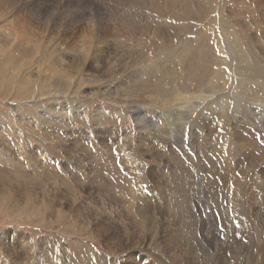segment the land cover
Wrapping results in <instances>:
<instances>
[{
	"label": "rangeland",
	"instance_id": "rangeland-1",
	"mask_svg": "<svg viewBox=\"0 0 264 264\" xmlns=\"http://www.w3.org/2000/svg\"><path fill=\"white\" fill-rule=\"evenodd\" d=\"M132 1L0 0V264H264V106L237 91L252 73L235 70L227 32L248 34L264 77V0H212L191 23ZM146 20L160 29L138 30ZM93 21L95 59H82ZM156 37L178 54L149 56ZM36 74L50 88L22 79Z\"/></svg>",
	"mask_w": 264,
	"mask_h": 264
},
{
	"label": "bare ground",
	"instance_id": "bare-ground-1",
	"mask_svg": "<svg viewBox=\"0 0 264 264\" xmlns=\"http://www.w3.org/2000/svg\"><path fill=\"white\" fill-rule=\"evenodd\" d=\"M46 1V0H45ZM79 1V0H78ZM83 1V0H82ZM147 1L148 0H133L132 2H134V4L135 3H137V4H146L147 5ZM229 1V0H228ZM254 1V0H253ZM42 2V1H41ZM87 2V1H86ZM89 2V1H88ZM120 2V1H119ZM121 2H122V0H121ZM131 2V1H130ZM149 3H151V5H149L150 7H147L148 9H150L151 7H160V8H162V7H165V9L167 10L166 12L168 13V15L170 16V17H175L176 18V15H175V13H176V11H178L179 13V15H181L182 14V17L183 18H181V17H179V20L181 21V19L182 20H184V19H187L188 21L190 20V21H192V22H196L197 20H195L196 18H197V16L199 15H203V17H205L206 15V13L208 12V10L210 9V7H214V5L212 4V0H151V1H148ZM222 2L224 3V5H225V2H227V0H222ZM28 3V2H27ZM55 3V2H54ZM80 4L81 3H84V2H79ZM125 3V2H124ZM56 4V3H55ZM70 4V3H69ZM68 4V5H69ZM63 5V4H62ZM90 5V4H89ZM88 5V8L91 6H89ZM94 5H96L95 3H94ZM132 5V4H131ZM239 5V4H238ZM67 6V4L65 5V7ZM81 6H83V5H81ZM136 6V5H135ZM260 6V5H259ZM103 7V6H102ZM255 7V6H254ZM26 8V7H25ZM75 8V7H74ZM120 8V7H119ZM124 8V7H123ZM122 8V9H123ZM128 9L130 8V12H133L134 13V17H133V14L131 15L132 16V18H133V20H132V22L130 21V23H132V24H134L135 22H134V20H136V18L139 16V18H140V16H142V19H143V15H145L144 14V12H145V9L143 8V7H127ZM146 8V9H147ZM43 9V8H42ZM92 9V8H91ZM95 9V8H94ZM97 9V8H96ZM147 9V10H148ZM158 9V8H157ZM75 9H73V11H74ZM99 10V9H98ZM156 10V9H155ZM159 10V9H158ZM58 11V10H57ZM101 11H104V10H102L101 9ZM216 11V10H215ZM90 12V11H89ZM31 13L33 14V12L31 11ZM87 13V12H86ZM86 13H85V15H86ZM97 13V12H96ZM103 13V12H102ZM120 13V12H119ZM122 13V12H121ZM125 13V12H124ZM148 13H150L149 11H148ZM165 13V12H164ZM166 13V14H167ZM209 13V12H208ZM207 13V14H208ZM87 14H89V13H87ZM94 13H92V15H93ZM128 14V13H127ZM154 13H152V14H148V15H152V16H154L153 15ZM19 15V14H18ZM28 15V14H27ZM89 15H91V13L89 14ZM135 15H138V16H136V18H135ZM156 15V14H155ZM259 15V14H258ZM102 16V15H101ZM106 16V15H105ZM112 16V15H111ZM121 16H122V14H121ZM130 16V17H131ZM149 16V17H150ZM160 16V15H159ZM54 17V16H53ZM91 17V16H90ZM93 17V16H92ZM95 17V16H94ZM104 17V16H103ZM114 17V16H113ZM129 17V16H128ZM145 17H146V15H145ZM148 17V16H147ZM207 17V16H206ZM17 18V17H16ZM15 18V19H16ZM105 18V17H104ZM138 18V19H139ZM152 18V17H151ZM155 18H158V13H157V16L155 17ZM174 18V19H175ZM258 16H253V19H254V24H255V26H257L258 27V29L261 27V25H260V23L258 22ZM32 19V18H31ZM40 19V18H39ZM107 19V18H106ZM117 19H118V17H117ZM130 19V18H129ZM153 19H154V17H153ZM178 19V18H177ZM16 20H18V18L16 19ZM24 20V19H23ZM22 20V21H23ZM104 20V19H103ZM119 20V19H118ZM139 20H141V19H139ZM144 20V19H143ZM143 20H141V21H143ZM148 20H150L149 18H148ZM148 20H146V26L144 25V24H142V22H141V24L142 25H144V27H141L140 29H138V30H140L141 32H143V33H147V35H148V33H150L152 30L154 31V29H155V31L156 30H158V28L159 27H161V26H159L158 28L156 27V25L154 26V24H155V21H154V24L152 25L151 23H150V21H148ZM163 20V19H162ZM220 20V19H219ZM33 21V20H32ZM106 21V20H105ZM121 21V20H120ZM152 21V20H151ZM175 21V20H174ZM189 21V22H190ZM213 21V20H212ZM16 22V21H15ZM21 22V21H20ZM113 22H114V19H113ZM138 22V21H137ZM140 22V21H139ZM153 22V21H152ZM164 22V21H163ZM17 23V22H16ZM19 23V22H18ZM18 23H17V25H18ZM36 23V22H35ZM41 23H42V21H41ZM40 23V24H41ZM44 23H46L47 25H46V30L48 31V29H50V30H52L51 32L53 33V32H55V33H57L56 31L58 30V33L59 34H62L61 33V31L62 30H59V28L58 27H54L53 25H52V20H50V18H48V19H46L45 20V22ZM88 23H90V22H88ZM97 23V22H96ZM128 23V22H127ZM127 23H125V25H123V26H126L127 25ZM144 23V22H143ZM162 23V22H161ZM161 23H159V24H161ZM166 23V22H165ZM165 23H164V26H165ZM191 23V22H190ZM28 24H29V22H28ZM30 24H32V23H30ZM37 24V23H36ZM91 24V30H89V33H90V35H91V39L89 40V41H86L87 43H85V44H83V45H81L80 47H79V49L76 51V52H78L80 55H81V58L82 59H93L94 57V50L93 49H95V48H92L93 46H92V39H93V37L95 36H99V33H100V29H99V27L97 28V24H95L94 23V21L92 22V23H90ZM139 24V23H138ZM37 25H39V24H37ZM54 25H55V23H54ZM57 25V24H56ZM75 25V24H74ZM236 25V24H235ZM30 26V25H29ZM32 26V25H31ZM30 26V27H31ZM119 26H121V25H119ZM132 26H134V25H132ZM137 26V25H136ZM228 26H229V24H228ZM11 27V26H10ZM25 27V26H24ZM23 27V30L25 29ZM26 27H28V26H26ZM30 27H29V29H30ZM35 27V26H34ZM50 27H52V28H50ZM75 27H76V25H75ZM78 27V26H77ZM76 27V28H77ZM86 27V26H85ZM84 27V28H85ZM170 27V26H169ZM186 27V26H185ZM227 27V26H226ZM14 28V27H13ZM12 28V29H13ZM22 28V27H21ZM58 28V29H57ZM137 28V27H136ZM153 28V29H152ZM192 28V27H191ZM189 29V30H192V29H194V28H192V29ZM18 29H20V27L18 28ZM27 29V28H26ZM33 29V28H32ZM67 29V28H66ZM79 29V28H78ZM113 28H111V30H112ZM122 29V28H121ZM160 29V28H159ZM170 29V28H169ZM257 29V30H258ZM8 30V29H7ZM14 30V29H13ZM12 30V31H13ZM163 30V28L161 29V31ZM173 29H171V31H172ZM17 31V30H16ZM64 31V30H63ZM107 30H104L103 32H106ZM165 31V30H164ZM167 31V30H166ZM165 31V32H166ZM169 31V30H168ZM3 32V31H2ZM27 32V31H26ZM127 32V31H126ZM227 32H229L230 34H232L233 35V41H231V47L233 48V50L235 51V55H237V57H239L240 59H238V62H241L244 66H239L238 64L234 67L235 68V70L237 71V72H243V71H247V72H249V73H252L251 75H249V74H246V75H240V73H238V77L236 78V79H234L233 81H234V84H235V86H236V88H237V91H242L243 90V86H244V83H246L247 84V86L250 88V90L251 91H253V92H255L256 94V98H260V99H257V103L259 104V105H261V106H264V77H260V76H258V75H255V74H253V73H257L259 70H261L262 69V66H261V68L259 69V66L258 67H256L257 68V70L255 69V67H252V61L253 60H255V59H253L254 58V56H250L249 55V46L246 44L247 43V39H248V37H247V33H242L241 32V34H239L237 31H235L233 28H229V31H227ZM8 33V32H7ZM6 32H5V34H6V37L8 38V37H11V35H9V34H7ZM22 33H24V32H22ZM67 33H69V32H67ZM75 34V32H74V30H71V34ZM152 33V32H151ZM154 33H157V32H154ZM162 33V32H161ZM170 33V32H169ZM24 34H26V33H24ZM47 34V33H46ZM48 34H49V32H48ZM72 34V35H73ZM159 34V33H158ZM166 34V33H165ZM14 35V34H13ZM27 35V34H26ZM62 35H65V33H63ZM61 35V36H62ZM151 35V34H150ZM150 35H149V37H150ZM155 35V34H154ZM162 35V34H161ZM161 35H160V37H161ZM167 35V34H166ZM169 36H171L170 34H168ZM188 35V34H187ZM5 36V35H4ZM29 36V35H28ZM53 36V35H52ZM115 36V35H114ZM145 36H146V34H145ZM159 36V35H158ZM186 36V35H185ZM250 36V35H249ZM55 37V36H54ZM59 37V36H58ZM118 37H120V36H118ZM124 37H125V35H124ZM153 37V36H152ZM163 37H165V35L163 36ZM168 37V36H167ZM251 37V36H250ZM47 38V37H46ZM61 38V37H60ZM140 38V37H139ZM146 38V37H145ZM158 40H155V41H153V42H151L150 44H148L147 46H149V51H151L148 55L150 56L151 55V53L152 52H154V51H157V53H161V56H162V54H164L163 52H165V54H167V56H168V59L170 58V57H173L174 55V53L175 52H177V49L176 48H174V47H170L169 45H167V44H169L170 42H167V40L166 39H163V38H159V37H156ZM170 38V37H169ZM168 38V39H169ZM10 39V38H9ZM54 39V38H53ZM96 39V38H95ZM147 39V38H146ZM251 39V38H250ZM98 40V39H97ZM111 40V39H110ZM119 41H120V39H118ZM117 40V41H118ZM124 40H126L125 38H124ZM135 41H136V39H134ZM147 40H149V38L147 39ZM7 41H8V39H7ZM6 41V42H7ZM96 41V40H95ZM100 42L102 41V40H99ZM109 41V40H108ZM141 41V40H140ZM139 41V42H140ZM98 42V41H97ZM113 42V41H112ZM144 42V41H143ZM146 42V41H145ZM22 43V42H21ZM28 43V42H27ZM105 43H106V41H105ZM108 43V42H107ZM106 43V44H107ZM109 43H110V41H109ZM117 43H119V42H117ZM9 44H10V42H9ZM11 44H13V46H9L10 48H16V49H18V50H20V48H19V45H17V44H19V43H17V40H16V38L14 37H12V41H11ZM25 44V46L27 47V48H29L27 45H26V43H24ZM99 44V43H98ZM97 44V45H98ZM121 44V43H120ZM124 44H126V43H124ZM140 44V43H139ZM146 44V43H145ZM177 44V43H176ZM4 45H6V44H4ZM96 45V46H97ZM116 45H118V44H116ZM7 46H8V44H7ZM63 46V45H62ZM131 46V45H130ZM21 47V46H20ZM71 47V46H70ZM78 47V46H77ZM97 47H99V46H97ZM96 47V48H97ZM101 47V46H100ZM105 47V46H104ZM113 47V46H112ZM119 47V46H118ZM117 47V48H118ZM13 48V49H14ZM33 48L35 49V51L34 52H36V50L37 49H39L38 48V45L36 46V45H33ZM66 48V47H65ZM106 48V47H105ZM147 48V47H146ZM3 49H5V48H3ZM9 49V48H8ZM97 49H99V48H97ZM112 49V48H111ZM127 49V48H126ZM1 50V49H0ZM24 50H26V49H24ZM28 50H30V49H28ZM32 50V49H31ZM68 50V49H67ZM104 51H106V49H103ZM120 50V49H119ZM127 50H129V49H127ZM135 50V49H134ZM148 50V49H147ZM2 51V50H1ZM0 51V52H1ZM5 51V50H4ZM7 51V50H6ZM41 51V50H40ZM100 51H101V48H100ZM99 51V52H100ZM111 51H113V50H111ZM124 51V50H123ZM136 51V50H135ZM264 51V50H263ZM18 52V51H17ZM24 52V51H23ZM29 52V51H28ZM60 52V51H59ZM72 52V51H71ZM98 52V51H97ZM96 52V53H97ZM102 52V51H101ZM120 52V51H119ZM118 52V53H119ZM132 52V50L130 51V53ZM139 52V51H138ZM171 52H172V54H171ZM224 51L222 50V53H223ZM16 53V52H15ZM33 53V52H32ZM40 53V52H39ZM96 53H95V56H96ZM104 53V52H103ZM112 53V52H111ZM256 53V52H255ZM2 54V53H1ZM24 54V53H23ZM27 54V53H26ZM101 53H99L98 55H100ZM114 54V53H113ZM177 54H178V52H177ZM6 55V54H5ZM31 55V54H30ZM41 55V54H40ZM67 55V54H66ZM75 55V54H74ZM116 55V54H115ZM137 55V54H136ZM2 56V55H1ZM9 56V55H8ZM15 56V55H14ZM77 56V55H76ZM75 56V57H76ZM102 56V55H101ZM118 56H121V55H118ZM127 56V55H126ZM161 56H157L158 58H160ZM6 57V56H5ZM11 58H12V56H10ZM98 57V56H97ZM257 57V56H256ZM10 58V59H11ZM17 58V57H16ZM19 58V57H18ZM79 58V57H78ZM106 58V57H105ZM113 58V57H112ZM119 58V57H118ZM261 58V57H260ZM259 58V59H260ZM20 59V58H19ZM76 59V58H75ZM95 59V58H94ZM97 59V58H96ZM107 59V58H106ZM115 59H117V58H115ZM120 59V58H119ZM118 59V60H119ZM256 59H258V58H256ZM262 59V58H261ZM5 60L6 61H8L9 60V58H4V62H5ZM16 60V59H15ZM79 61H80V59H78ZM117 60V61H118ZM1 61H2V59H1ZM85 61V60H84ZM109 61V60H108ZM132 61V60H131ZM148 61V60H147ZM151 61V60H150ZM18 62V61H17ZM62 62V61H61ZM87 62V61H86ZM95 62V61H94ZM98 62V61H97ZM138 62V61H137ZM146 62V61H145ZM149 62V61H148ZM48 63V62H47ZM82 63V62H81ZM88 63V62H87ZM132 63V62H131ZM136 63V62H135ZM169 63H170V61L169 60H166V61H161V63H160V65H161V72H165V73H167V75L168 76H172L173 74H174V72H173V70L172 69H166V70H163V69H165V67L166 68H168V66H169ZM240 63V64H241ZM262 63V62H261ZM21 64V63H20ZM80 64V63H79ZM110 64V63H109ZM117 64H119L118 62H117ZM126 64V63H125ZM134 64V63H133ZM141 64V63H140ZM146 64H147V62H146ZM8 65V64H7ZM98 65V64H97ZM120 65V64H119ZM136 65V64H135ZM138 65V64H137ZM148 65V64H147ZM152 65H153V63H152ZM257 65V64H256ZM259 65V64H258ZM263 65V64H262ZM12 66V65H11ZM149 66V65H148ZM155 66V65H154ZM5 67V66H4ZM8 67V66H7ZM59 67V66H58ZM83 67H86V66H83ZM113 67V69L115 68V69H118L117 68V65H116V63H114V65L112 66ZM111 67V68H112ZM122 67V66H121ZM132 67H134V66H132ZM156 67V66H155ZM2 68V67H1ZM75 68V67H74ZM73 68V69H74ZM144 68V67H143ZM255 70H254V69ZM11 69H13L12 67H11ZM98 69V68H97ZM128 69H130V68H128ZM151 68H149L148 70H150ZM3 70V69H2ZM136 70V69H135ZM142 70V69H141ZM140 70V71H141ZM144 70V69H143ZM142 70V71H143ZM155 70V69H154ZM234 70V71H235ZM5 71V70H4ZM30 71V70H29ZM36 71V70H35ZM56 71V70H55ZM58 71V70H57ZM110 72L111 71H115V70H109ZM180 71V70H179ZM235 71V72H236ZM41 72V71H40ZM106 72V71H105ZM124 72V71H123ZM134 72V71H133ZM144 72L146 73V71L144 70ZM159 72V71H158ZM157 72V73H158ZM237 72H236V74H237ZM261 72V71H260ZM23 73V72H22ZM37 73H39V72H37ZM143 72H141V74H142ZM29 74V73H28ZM27 74V75H28ZM126 74H127V72H126ZM135 74V73H134ZM14 75H19V73H18V71H15V74ZM23 75V74H22ZM37 75V74H36ZM39 75V74H38ZM38 75H37V79L36 80H38L39 78H38ZM46 75V74H45ZM45 75H43V76H45ZM48 75V74H47ZM51 75V74H50ZM52 75H53V73H52ZM52 75H51V77H52ZM55 75V74H54ZM128 75V74H127ZM126 75V76H127ZM42 76V77H43ZM56 76V75H55ZM55 76H53L54 78H55ZM174 76V75H173ZM236 76V75H235ZM52 77V78H53ZM113 77V76H112ZM140 77V76H139ZM33 78V77H32ZM32 78H30V76H25L24 78H22V79H24V81H27V82H29V83H35V84H40L41 86H43V88L44 87H49L50 86V84H51V80H50V78L48 79L47 78V76H46V78L44 79V77L43 78H41L40 77V79L38 80V81H36V80H34V79H32ZM51 78V79H52ZM57 78V77H56ZM93 78V77H92ZM92 78L90 77V79H89V76H88V79L89 80H92ZM132 78V77H131ZM149 78V77H148ZM60 79V83H59V86H64V85H67L66 84V80L63 78V77H60L59 78ZM126 79V78H125ZM130 79V78H129ZM120 80V79H119ZM131 80V79H130ZM130 80H128L127 79V81H130ZM134 79H132V81H133ZM58 81V80H57ZM124 81V80H123ZM54 82H56V81H54ZM126 82V81H125ZM131 82V81H130ZM136 82H138L137 80H136ZM57 83V82H56ZM68 84H70V85H72L73 84V80H71L70 79V81L69 82H67ZM118 83V82H117ZM133 83V82H132ZM11 84H13V83H11ZM163 84V83H162ZM53 85V84H52ZM125 85V87H126V84H124ZM123 85V86H124ZM132 85V84H131ZM135 85V84H134ZM227 85V84H226ZM29 86V85H28ZM36 86V85H35ZM58 86V85H57ZM112 86V85H111ZM121 86V85H120ZM133 86V85H132ZM158 86V85H157ZM246 86V87H247ZM77 87V86H76ZM50 88V87H49ZM61 88V87H60ZM81 88V87H80ZM91 88V87H90ZM108 88V87H107ZM123 88V87H122ZM127 89H128V87H126ZM133 88H135V87H133ZM138 88V87H137ZM130 89V88H129ZM132 89V88H131ZM139 89V88H138ZM1 90V89H0ZM14 90V89H13ZM109 91V90H108ZM122 91H124L123 89H122ZM132 91V90H131ZM130 91V92H131ZM1 92H2V90H1ZM15 92V91H14ZM44 92V91H43ZM101 92V91H100ZM133 92V91H132ZM259 92H260V95L257 97V95L259 94ZM17 93V92H16ZM14 94V93H13ZM106 94V93H105ZM118 94H119V91H118ZM254 94V93H253ZM2 95H4V94H2ZM1 95V96H2ZM48 95V94H47ZM98 94L97 93H94L92 96L93 97H95V96H97ZM120 95H122V93L120 92ZM240 95H243V94H240ZM119 96V95H118ZM123 96H125V94H123ZM206 97V96H205ZM245 97V96H244ZM243 97V98H244ZM251 97V96H250ZM3 98V97H2ZM1 98V99H2ZM30 98V97H29ZM36 98V97H35ZM42 98V97H41ZM118 98H122L121 96H119ZM124 98V97H123ZM134 98V97H133ZM207 98V97H206ZM31 99H33L32 97H31ZM38 99V98H37ZM169 99V98H168ZM239 98L237 97L236 98V103L238 104V102H237V100H238ZM251 99V98H250ZM29 100V99H28ZM43 100V99H42ZM112 101V100H111ZM116 102L118 101V99L117 100H115ZM120 101V100H119ZM121 102L122 103H120L121 105H123V106H126L125 104L126 103H124L123 101H122V99H121ZM235 103V102H234ZM253 103V102H252ZM116 104H118V103H116ZM149 104H151V103H149ZM226 104L227 103H224L223 101L221 102V103H218L217 105V108L218 109H220V110H226L225 109V107H227L226 106ZM229 104V103H228ZM255 104V103H254ZM178 105V104H177ZM229 106V105H228ZM240 107H241V105H239ZM238 106V107H239ZM237 107V106H236ZM224 108V109H223ZM59 109V108H58ZM239 109V108H238ZM260 109V108H259ZM48 111V110H47ZM58 111H60V110H58ZM59 117V116H58ZM136 121H137V123L139 124V123H141V125L143 124V121H140V118H139V116H137L136 117ZM260 129V128H259ZM143 130H145V128H143ZM116 131V130H115ZM69 133V132H68ZM235 133V132H234ZM1 134V133H0ZM147 136V135H146ZM145 138V137H144ZM233 138V137H232ZM122 139V138H121ZM247 146V145H246ZM259 148V147H258ZM171 154V153H170ZM135 158V157H134ZM263 160V159H262ZM80 167V166H79ZM165 169V168H164ZM257 169V168H256ZM258 181H261V179H257ZM263 180V179H262ZM263 186V185H262ZM233 192V191H232ZM249 196V195H248ZM255 199V198H254ZM236 203V202H235ZM238 205V204H237ZM233 206V205H232ZM261 206V205H260ZM243 212V211H242ZM237 217V216H236ZM100 219V218H99ZM248 220V219H247ZM137 224V223H136ZM139 225V224H138ZM137 226V225H136ZM264 227V226H263ZM192 228V227H191ZM232 229V228H231ZM159 231V230H158ZM151 233V232H150ZM161 233V232H160ZM211 233V232H210ZM151 235V234H150ZM167 236V235H166ZM237 237V236H236ZM193 238V237H192ZM220 238V237H219ZM259 238V237H258ZM132 239V238H131ZM170 241V240H169ZM169 241H168V243H169ZM252 241V240H251ZM172 242V241H171ZM112 244V243H111ZM233 244V243H232ZM247 244V243H246ZM168 245V244H167ZM229 245V244H228ZM193 247V246H192ZM167 251V250H166ZM177 253V252H176ZM221 253V252H220ZM240 255V254H239ZM217 257V256H216ZM215 257V258H216ZM241 257V256H240ZM237 259V258H236ZM254 259V258H253ZM241 260V259H240ZM245 260V259H244ZM206 264V263H205Z\"/></svg>",
	"mask_w": 264,
	"mask_h": 264
},
{
	"label": "snow or ice",
	"instance_id": "snow-or-ice-1",
	"mask_svg": "<svg viewBox=\"0 0 264 264\" xmlns=\"http://www.w3.org/2000/svg\"><path fill=\"white\" fill-rule=\"evenodd\" d=\"M237 175H239V174H237Z\"/></svg>",
	"mask_w": 264,
	"mask_h": 264
}]
</instances>
